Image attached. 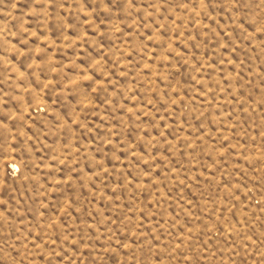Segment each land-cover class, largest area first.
Instances as JSON below:
<instances>
[{"label": "rangeland", "instance_id": "374dc122", "mask_svg": "<svg viewBox=\"0 0 264 264\" xmlns=\"http://www.w3.org/2000/svg\"><path fill=\"white\" fill-rule=\"evenodd\" d=\"M0 264H264V0H0Z\"/></svg>", "mask_w": 264, "mask_h": 264}]
</instances>
